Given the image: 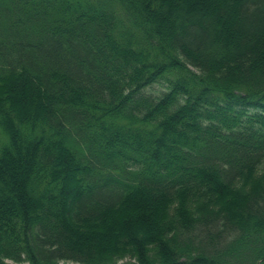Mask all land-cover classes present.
Segmentation results:
<instances>
[{
  "label": "trees",
  "instance_id": "1",
  "mask_svg": "<svg viewBox=\"0 0 264 264\" xmlns=\"http://www.w3.org/2000/svg\"><path fill=\"white\" fill-rule=\"evenodd\" d=\"M0 264H264V0H0Z\"/></svg>",
  "mask_w": 264,
  "mask_h": 264
},
{
  "label": "rangeland",
  "instance_id": "2",
  "mask_svg": "<svg viewBox=\"0 0 264 264\" xmlns=\"http://www.w3.org/2000/svg\"><path fill=\"white\" fill-rule=\"evenodd\" d=\"M164 86L165 85H163L161 83L154 84L152 86V88L146 89V92H148V93H158V92H160V91H162L164 89Z\"/></svg>",
  "mask_w": 264,
  "mask_h": 264
},
{
  "label": "bare ground",
  "instance_id": "3",
  "mask_svg": "<svg viewBox=\"0 0 264 264\" xmlns=\"http://www.w3.org/2000/svg\"><path fill=\"white\" fill-rule=\"evenodd\" d=\"M165 88V87H164Z\"/></svg>",
  "mask_w": 264,
  "mask_h": 264
}]
</instances>
